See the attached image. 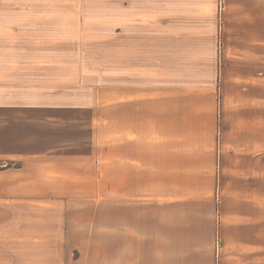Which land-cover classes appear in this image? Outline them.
Listing matches in <instances>:
<instances>
[{
	"label": "crops",
	"instance_id": "1",
	"mask_svg": "<svg viewBox=\"0 0 264 264\" xmlns=\"http://www.w3.org/2000/svg\"><path fill=\"white\" fill-rule=\"evenodd\" d=\"M227 1L220 134L214 83L169 82L216 74L215 0H0V264H264V7ZM74 11L119 28L111 101L58 100Z\"/></svg>",
	"mask_w": 264,
	"mask_h": 264
},
{
	"label": "rangeland",
	"instance_id": "2",
	"mask_svg": "<svg viewBox=\"0 0 264 264\" xmlns=\"http://www.w3.org/2000/svg\"><path fill=\"white\" fill-rule=\"evenodd\" d=\"M12 1V0H11ZM18 1V0H13ZM25 3L41 2L42 3H69L73 5L79 4H96V0H19ZM107 0H104V2ZM111 0H109L110 2ZM249 5V10L244 12L247 18H254L258 20V25L261 24L262 14L260 8L252 7V3H259L264 7V0H241ZM227 0H215L216 11L213 21V28H211L214 36L213 53L216 61V74L210 75L208 73H201L200 75L190 76H169V82H177L179 79L193 78L199 81L202 85L214 83L217 92V118L220 134L222 133L225 124L226 112L224 109L223 94H224V65L225 58L223 52V37L219 42V37L223 35L224 29H219L224 24V21L230 17L231 12L223 9ZM111 4V2H110ZM255 9V10H253ZM111 13V12H106ZM243 13V12H242ZM264 13V9H263ZM211 15H204L205 19L209 20ZM105 24L97 23L90 25V22H82L80 11H74L72 25L57 27L56 37L50 38L47 42H40L41 46H50L51 51L55 50L57 53V66L58 73L57 79V92L58 100L61 101H89L93 99H102L111 101L113 83L123 75H115V55L114 47V34L118 29L114 28L111 21L108 19ZM65 19V16L63 17ZM81 20V21H79ZM255 20V21H256ZM80 22V23H79ZM179 27L172 28L177 30ZM223 28V26H222ZM116 29V30H115ZM180 30L182 28H179ZM56 39V41H54ZM119 41H117V47ZM122 45V44H121ZM264 49V48H263ZM260 52V50H259ZM260 61V57L258 59ZM156 78V76L154 77ZM160 79V78H159ZM242 85L245 90L243 91L244 100L253 102L249 103L251 107L245 108L250 112L253 109L255 115L264 120V68L259 74L254 71L252 74L248 73L241 76ZM160 82H166L164 78ZM232 88V85H229ZM237 91V90H236ZM230 113V112H228ZM86 119H89L86 118ZM90 120V119H89ZM87 122L83 123V127H87ZM75 122H72L74 124ZM79 123V122H78ZM219 134V135H220ZM86 136V135H84ZM221 136V135H220ZM264 157V156H263ZM16 165V164H15Z\"/></svg>",
	"mask_w": 264,
	"mask_h": 264
}]
</instances>
